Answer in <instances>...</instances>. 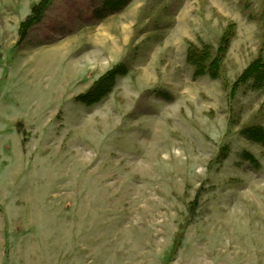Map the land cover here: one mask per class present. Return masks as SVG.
I'll return each instance as SVG.
<instances>
[{"label":"rangeland","instance_id":"1","mask_svg":"<svg viewBox=\"0 0 264 264\" xmlns=\"http://www.w3.org/2000/svg\"><path fill=\"white\" fill-rule=\"evenodd\" d=\"M41 1L0 0V264H264V87L235 85L264 0H49L21 37Z\"/></svg>","mask_w":264,"mask_h":264},{"label":"trees","instance_id":"2","mask_svg":"<svg viewBox=\"0 0 264 264\" xmlns=\"http://www.w3.org/2000/svg\"><path fill=\"white\" fill-rule=\"evenodd\" d=\"M49 0H42L31 9V14L20 26V35L24 37L28 29L37 22L41 14L48 5ZM232 34L226 31L218 45L215 56L212 58L211 51L208 46L197 48L190 44L187 50V62L194 68L195 76L207 75L211 79H216L219 76L221 62L226 54ZM118 69H113L104 74L94 85V87L83 97L85 104H92L97 102L100 98L105 96L111 89L113 80L118 74ZM250 82L253 88L261 89L264 87V61L258 58L251 62V64L238 77L235 85L245 84ZM243 136L255 143L260 144L264 148V128L252 126L243 131Z\"/></svg>","mask_w":264,"mask_h":264}]
</instances>
